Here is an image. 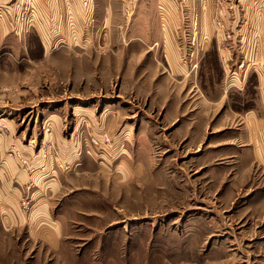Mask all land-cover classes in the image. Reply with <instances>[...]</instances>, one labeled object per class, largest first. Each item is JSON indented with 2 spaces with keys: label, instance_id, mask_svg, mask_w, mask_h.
I'll use <instances>...</instances> for the list:
<instances>
[{
  "label": "rangeland",
  "instance_id": "rangeland-1",
  "mask_svg": "<svg viewBox=\"0 0 264 264\" xmlns=\"http://www.w3.org/2000/svg\"><path fill=\"white\" fill-rule=\"evenodd\" d=\"M0 5L18 209L44 169L19 144L76 185L51 198L54 240L14 228L0 264H264V0Z\"/></svg>",
  "mask_w": 264,
  "mask_h": 264
},
{
  "label": "crops",
  "instance_id": "crops-1",
  "mask_svg": "<svg viewBox=\"0 0 264 264\" xmlns=\"http://www.w3.org/2000/svg\"><path fill=\"white\" fill-rule=\"evenodd\" d=\"M0 24L2 25V23ZM2 29L3 27H0V32ZM41 42L43 44V40H41ZM250 115L251 114H249V116ZM9 124L11 127L12 123L9 122ZM9 134L10 135L6 134L5 136L0 133V256L4 252H7L5 248L7 247V242H11L12 236L9 237V235L14 228L17 229L25 226L28 231L29 228H34L38 232L39 230L44 229L43 225L45 224L46 227L50 228L49 232H47V237L54 240V234H59L63 229V226L60 225L58 219L51 218L50 220L45 217L50 214L49 207L51 198L55 197L60 199L61 196L69 194L76 189V185L71 181V176H74V173L71 174L68 171L61 169L59 171L52 165V169H50L51 174H48L47 176L45 175L44 178H41V173L44 172L45 166H49L48 159L42 158L43 156H41V153H35L33 149L34 144L25 145L18 143L26 157L29 160L33 159L32 163L39 159H43V163H40L44 165V169L41 167L37 168L38 170L34 174L35 178L33 177V179L38 181L37 187L39 188L38 192L35 194V209L30 212V214L21 213L22 211H19L17 206L18 198L21 196L25 184L30 179V173L27 166H25L20 160V157H13L12 155L7 154V150H9L8 144L13 141L12 137H14L13 132H10ZM3 136H5L4 139ZM61 158L63 159L65 157L62 156ZM50 190L52 192H50ZM37 217L40 219L45 218L44 220L47 221L40 220V222L36 220L33 222L32 220H35ZM48 221L50 222L48 223ZM43 222L45 223L43 224Z\"/></svg>",
  "mask_w": 264,
  "mask_h": 264
},
{
  "label": "built area",
  "instance_id": "built-area-1",
  "mask_svg": "<svg viewBox=\"0 0 264 264\" xmlns=\"http://www.w3.org/2000/svg\"><path fill=\"white\" fill-rule=\"evenodd\" d=\"M0 9H1V7H0ZM1 14H2V11L0 10V17H1ZM23 18H25V12L22 14V19ZM6 89L7 88L0 87V94H1L2 90H6ZM8 130H9V123L4 121V120H2V119H0V132H6ZM48 131H50V128L46 129V133ZM93 141H94L95 144L101 145V143H105V144L109 145L112 142V136H109V135L105 134V137H103V135H102L101 139H98V143H97V139L96 138ZM11 149H12V151L9 150V152H10L9 155L13 156L14 155L13 152L17 153V151L15 150V148L13 146L11 147Z\"/></svg>",
  "mask_w": 264,
  "mask_h": 264
},
{
  "label": "bare ground",
  "instance_id": "bare-ground-1",
  "mask_svg": "<svg viewBox=\"0 0 264 264\" xmlns=\"http://www.w3.org/2000/svg\"><path fill=\"white\" fill-rule=\"evenodd\" d=\"M4 119V118H3Z\"/></svg>",
  "mask_w": 264,
  "mask_h": 264
}]
</instances>
